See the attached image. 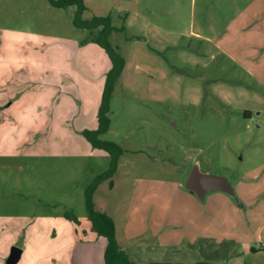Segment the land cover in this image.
I'll use <instances>...</instances> for the list:
<instances>
[{"label":"rangeland","instance_id":"374dc122","mask_svg":"<svg viewBox=\"0 0 264 264\" xmlns=\"http://www.w3.org/2000/svg\"><path fill=\"white\" fill-rule=\"evenodd\" d=\"M84 4L83 19L111 16L109 39L126 59L101 136L124 151L95 208L145 261L210 253L245 264L241 243H255L264 223V0ZM76 10L0 0V62L10 70L0 82V264L12 246L23 251L17 264L105 260L85 189L109 154L80 128L97 122L110 57L73 24ZM195 164L228 177L235 196L190 192Z\"/></svg>","mask_w":264,"mask_h":264},{"label":"trees","instance_id":"16d2710c","mask_svg":"<svg viewBox=\"0 0 264 264\" xmlns=\"http://www.w3.org/2000/svg\"><path fill=\"white\" fill-rule=\"evenodd\" d=\"M52 6L66 8L70 5H76L77 10L74 15L73 24L77 28L87 29L91 34V40L103 47L110 57V69L106 74L103 87V96L97 114V127L95 129L86 128L82 134L95 149L104 150L109 154L108 168L95 176L92 182L85 189L86 209L88 217L92 222V227L98 234L107 237V244L104 253L105 264H216L210 260L195 261L192 263L162 262L150 261L147 263L135 262L130 258L124 248L119 244L116 237V229L114 221L108 214L95 208L94 194L98 187L107 179H112L116 170H118L119 157L123 148L110 139L102 138V134L106 133L110 128V98L113 96L116 82L120 78L125 66V57L119 53L110 41V35L114 31L112 18L110 15L93 16L91 19H83L85 10L84 0H49ZM124 29V27H121ZM191 192V191H190ZM72 220H77L75 215L69 214Z\"/></svg>","mask_w":264,"mask_h":264},{"label":"crops","instance_id":"0c3cea01","mask_svg":"<svg viewBox=\"0 0 264 264\" xmlns=\"http://www.w3.org/2000/svg\"><path fill=\"white\" fill-rule=\"evenodd\" d=\"M1 64H2V62H0V82L3 83L6 78H7V80H9L8 77L10 75L9 74L10 70L8 68L3 69L1 67ZM110 66H111V63L109 64V67H106V69L105 68L102 69L103 71L101 73V76L105 75V78H106V74H107L108 70L110 69ZM105 78L103 79V82L105 81ZM103 87H104V83H103ZM102 93H103V89H102ZM98 110H99V107L96 110L97 114H98ZM75 117H76V115H75ZM91 119H92V116H91ZM92 121L94 122L93 119H92ZM94 123H95L94 127L91 126L93 124L92 123L91 125H85V126L81 127L80 130L83 131L86 128H92V129L94 128L95 129L97 127V122L95 121ZM103 244L106 246L105 240H104V242H102V244L100 246L101 248H103ZM241 244L243 246L240 248L241 250L238 253L242 254L245 258H247L248 261H245V264H264V223L262 225V228L257 230V237H256L255 243L247 240V241H243ZM122 248H124V247L122 246ZM125 251L127 252V254L130 256V258L132 260H134L135 262H139V263H142V262L147 263L150 261H162V262H177L178 261V259H176V261H167L166 259H162L161 257L160 258H153L151 260L145 261L140 257V254H138L137 252L131 253L130 251H127V250H125ZM209 254L204 255L205 257H203V260L207 259V260H210V261L215 263L216 261H213V260L222 258V256L220 255V256H216V258L213 257L214 258L213 259L209 256ZM213 254H216V253L213 252ZM225 256L226 255H224V257ZM179 260H180V262H183V259L179 258ZM186 260H190V259H186ZM197 260L201 261L202 259L196 258L193 261L195 262ZM183 263H192V262H183ZM102 264H105L104 260H102Z\"/></svg>","mask_w":264,"mask_h":264},{"label":"water","instance_id":"95a60500","mask_svg":"<svg viewBox=\"0 0 264 264\" xmlns=\"http://www.w3.org/2000/svg\"><path fill=\"white\" fill-rule=\"evenodd\" d=\"M185 186L201 200L206 198L207 193L213 191L225 192L235 196V188L228 177L202 172L198 164H195L189 172ZM22 253V249L12 246L9 256L6 258V264H17Z\"/></svg>","mask_w":264,"mask_h":264}]
</instances>
